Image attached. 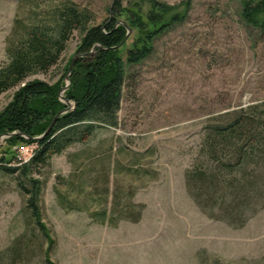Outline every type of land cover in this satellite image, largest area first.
Returning <instances> with one entry per match:
<instances>
[{"label": "rangeland", "instance_id": "1", "mask_svg": "<svg viewBox=\"0 0 264 264\" xmlns=\"http://www.w3.org/2000/svg\"><path fill=\"white\" fill-rule=\"evenodd\" d=\"M74 1L95 13V23L113 16L125 21L127 8L137 12L138 7L147 20L152 10L146 0ZM160 1L168 8L162 11L164 20L176 12L185 16L154 39L147 58L127 65L118 125L99 128L87 142L53 155L35 174L44 181L40 204L55 240L50 252L54 264H264V209L244 226L233 227L208 217L185 183L210 118L264 99V34L242 17L246 1L260 0ZM16 12L17 0H0V64L7 61V37ZM128 27L125 48L139 34L136 27ZM79 41L75 32L59 64L32 77L50 84L59 80ZM121 54L125 57V49ZM66 84L65 76L62 87ZM14 92L0 94V112ZM7 139H0V153L9 149ZM26 146L29 151L19 153L14 145L18 158L36 148ZM134 153L144 156L137 161ZM117 161L131 163L137 172H118ZM130 191L135 192L134 201L144 204L139 221L111 226L90 217L89 211L100 208L105 196L108 203L102 206L111 207L113 193H121L124 201ZM31 224L15 176L0 172V264H47L38 247L42 238L32 241L29 255L16 257L8 251ZM33 233L39 236L38 230Z\"/></svg>", "mask_w": 264, "mask_h": 264}, {"label": "trees", "instance_id": "2", "mask_svg": "<svg viewBox=\"0 0 264 264\" xmlns=\"http://www.w3.org/2000/svg\"><path fill=\"white\" fill-rule=\"evenodd\" d=\"M146 1L152 7L147 20L138 13L141 9L138 7L137 12L127 8L125 21L113 16L95 23V13L74 0H17L16 16L7 37V61L0 64V94L12 88L15 92L0 112V134L17 133L8 137L9 149L0 153V172L15 176L26 197L33 225L8 248L16 257L29 255L32 241L42 238L38 247L44 251V260L54 264L50 252L55 240L43 222L40 204L44 181L35 174L50 164L53 155L76 143L87 142L99 128L118 125L127 86V65L147 58L154 49V39L185 16L176 12L164 20L163 12L168 9L165 4L160 0ZM116 9L121 10L120 2L116 3ZM242 17L264 34V0L246 1ZM128 25L136 27L139 34L125 48ZM75 32L80 35L75 52L81 56L70 71L71 84L64 93L73 107L58 116L67 107L59 98V90L70 63L55 83L32 76L47 73L59 64ZM121 49H125V57ZM17 143L36 145L28 160L18 158L13 149L14 145L20 146ZM112 149L109 148L108 154ZM134 156L138 161L144 154ZM96 161L91 164H94L91 171ZM117 164L118 172L124 169L137 172L132 170L131 163L123 166L117 161ZM185 183L191 198L208 217L233 227L244 226L264 209V99L210 118L198 155L185 173ZM90 185V196L94 197L96 188L93 183ZM55 190L61 195L58 188ZM120 195L113 193L111 207L102 206L103 201L108 203L107 196L102 202L99 199L100 208L89 211L90 217L111 226L123 220L139 221L144 204L134 201L133 191L124 201ZM37 230L39 236L33 233Z\"/></svg>", "mask_w": 264, "mask_h": 264}, {"label": "water", "instance_id": "3", "mask_svg": "<svg viewBox=\"0 0 264 264\" xmlns=\"http://www.w3.org/2000/svg\"><path fill=\"white\" fill-rule=\"evenodd\" d=\"M130 33H131V28L128 27V33H127V35H126V37H125V40L128 39ZM120 45H121V44H120ZM92 53H93V50H92L91 52H89L87 55H91ZM79 56H81V54H78V53L75 54V55L73 56L72 61H71L70 65L68 66V72H67V75H66V78H67V84H66L65 86H63V87L60 89V91H59V98H60L64 103L67 104V107L64 108L63 110H61V111L59 112L58 116L61 115V114H63V113H66L67 111H69V110L73 107L72 102L64 96V92L69 88V86H70V84H71V80H70V77H69V75H70V71L72 70V68H73V66L75 65V62H76V60H77V58H78ZM50 127H52V126H50ZM49 129H50V128H49ZM16 133H17V132L14 131V132H8V133L0 134V139H1V138H6V137H10V136H12V135H14V134H16ZM46 133H47V132H46ZM43 135H44V134H43ZM43 135L39 136V138H40V137H43Z\"/></svg>", "mask_w": 264, "mask_h": 264}, {"label": "built area", "instance_id": "4", "mask_svg": "<svg viewBox=\"0 0 264 264\" xmlns=\"http://www.w3.org/2000/svg\"><path fill=\"white\" fill-rule=\"evenodd\" d=\"M18 151H19V153L20 152H28L29 151V149H28V147L26 146V145H21V146H19L18 147ZM33 153V152H32ZM32 153L28 156V157H26L27 155H25V156H23V157H21L20 155H19V158L20 159H22V160H24V161H26V160H28L30 157H31V155H32ZM26 157V158H25Z\"/></svg>", "mask_w": 264, "mask_h": 264}]
</instances>
